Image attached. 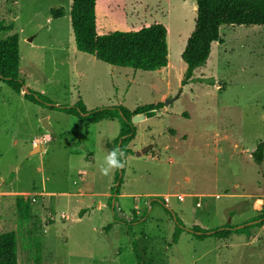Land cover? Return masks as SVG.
<instances>
[{"label":"rangeland","instance_id":"rangeland-1","mask_svg":"<svg viewBox=\"0 0 264 264\" xmlns=\"http://www.w3.org/2000/svg\"><path fill=\"white\" fill-rule=\"evenodd\" d=\"M193 4L97 0L99 35L155 23L168 28V66L157 77L159 71L117 68L77 52L70 1L0 0V24L13 27L0 41L19 36L24 87L56 106L82 97L92 109L163 106L132 118L135 136L119 184L115 167L101 171L117 120L80 124L0 83V234L15 233L17 264H136L132 241L142 264H264V224L225 240L182 233L171 244L175 218L186 228L240 227L260 217L264 205V158L256 164L251 157L264 144V28L220 27L221 42L181 85ZM56 9L62 18L51 17ZM38 137H45V150L32 153ZM16 198L29 201L28 219ZM125 222L134 223L131 232Z\"/></svg>","mask_w":264,"mask_h":264},{"label":"trees","instance_id":"trees-1","mask_svg":"<svg viewBox=\"0 0 264 264\" xmlns=\"http://www.w3.org/2000/svg\"><path fill=\"white\" fill-rule=\"evenodd\" d=\"M67 1L71 3L70 26L78 52L92 56L103 64L133 71L155 72L166 68L168 63L167 30L162 24H151L137 31H114L99 35L95 13L97 0ZM195 6L194 29L181 53V60L186 66L181 85H186L194 71L203 66L210 55L211 44L221 42L220 27L264 28V0H195ZM64 14L63 9L50 11L53 19L62 18ZM11 31H13L12 25L0 24V34ZM18 43L19 38L16 33L0 41V83L7 85L16 95L26 101L50 111L72 116L80 123L94 125L101 121L117 120L119 124L118 137L107 149L108 153L116 152L118 160L123 165L124 159L129 154L128 146L135 136L132 118L154 113L163 107L162 104L138 106L133 110L122 106L86 110L81 101L73 106H56L44 95L28 88V93H24V82L19 78ZM251 155L253 161L260 164L264 158V144L259 143ZM119 168H115V183L119 181L120 184L118 172L121 170ZM119 184L114 188V195L118 194ZM15 205L21 217L28 219L30 216L29 201L16 198ZM262 210L263 213L260 217L253 218L247 223L263 219L262 221L243 228L228 225L212 230L202 229L198 226L186 228L175 218L171 244L175 245L182 233H187L200 242L208 238L225 240L232 235L247 236L251 229L264 224V205ZM123 224L131 232L134 223ZM132 250L136 264H142L135 241L132 242ZM0 264H17L16 235L12 231L0 234Z\"/></svg>","mask_w":264,"mask_h":264},{"label":"crops","instance_id":"crops-1","mask_svg":"<svg viewBox=\"0 0 264 264\" xmlns=\"http://www.w3.org/2000/svg\"><path fill=\"white\" fill-rule=\"evenodd\" d=\"M194 4H193V7L194 8H196V6H195V0H191ZM96 3H97V1H96ZM95 13H96V8H95ZM96 21H97V18H96ZM263 28V27H262ZM166 30H167V38H168V35H169V30H168V28H166ZM12 32V31H11ZM97 33H98V29H97ZM13 34V33H12ZM99 34V33H98ZM18 38H19V36H18ZM31 41H33V40H31ZM75 45V44H74ZM76 49V48H75ZM71 51H72V53L74 52V49H71ZM77 51V50H76ZM78 52V51H77ZM79 53H81V52H79ZM82 54H84V53H82ZM86 55V54H85ZM89 56V55H88ZM92 57V56H91ZM94 58V57H93ZM95 59V58H94ZM96 60V59H95ZM167 66H168V63H167ZM166 66V67H167ZM165 69V68H164ZM161 70H163V69H161ZM167 70V69H166ZM165 70V71H166ZM155 72H157V71H155ZM147 73H151V72H147ZM160 70H159V72H157L156 74V76L158 77V74L160 75ZM91 82L95 85V90L97 91V90H99L100 89V85H99V83H97L96 81H94V79H91ZM26 88V87H25ZM98 92V91H97ZM93 95H94V93H93ZM82 100L83 101H81L82 103H83V105L85 106V108H86V110H93L92 108H88V106H87V104H86V102H85V100L83 99V97H82ZM60 113V112H59ZM63 114V113H62ZM65 115V114H64ZM68 116V115H67ZM46 117V119L48 120V122H49V119H48V116H45ZM74 118V117H73ZM78 121V120H77ZM107 121H112V120H107ZM79 122V121H78ZM101 122H103V121H101ZM101 122H99V123H101ZM80 123V122H79ZM99 123H97V124H99ZM80 124H85V123H80ZM44 138V141H45V143L44 144H42V145H39V146H31V148H32V151H35V150H37V151H39V152H44V150H45V144L47 143L46 142V139H45V137H43ZM104 143H106V145H107V147H108V144H110L108 141H105ZM32 145V144H31ZM255 150V149H254ZM37 151H35V152H37ZM33 153V152H32ZM251 157H252V155H251ZM262 163V162H261ZM79 180L80 181H83L84 180V177L83 176H79ZM40 195H42L43 197H46L43 193H39ZM108 198H109V196H108ZM115 204V203H114ZM134 210V209H133ZM123 216H125L124 214H122ZM61 216H62V218L63 219H66V216H65V214L64 213H62L61 214ZM67 220H68V217H67ZM78 221H79V219H78ZM114 221H118L117 220V218H115V216H114ZM125 223H128V222H125ZM185 226V225H184ZM186 227V226H185ZM199 227V226H198ZM203 229V228H202ZM206 230H212V229H206ZM128 231V230H127ZM233 236V235H232ZM133 242V241H132ZM131 245H132V243H131ZM133 251V250H132Z\"/></svg>","mask_w":264,"mask_h":264},{"label":"clouds","instance_id":"clouds-1","mask_svg":"<svg viewBox=\"0 0 264 264\" xmlns=\"http://www.w3.org/2000/svg\"><path fill=\"white\" fill-rule=\"evenodd\" d=\"M106 164L107 167H104L101 169L102 173L107 174V172L109 171L110 168H119L122 166V164L120 163V161L117 158V154L116 152H111L106 156Z\"/></svg>","mask_w":264,"mask_h":264},{"label":"water","instance_id":"water-1","mask_svg":"<svg viewBox=\"0 0 264 264\" xmlns=\"http://www.w3.org/2000/svg\"><path fill=\"white\" fill-rule=\"evenodd\" d=\"M23 91H24V93H28L27 88H25V87L23 88ZM152 113H153V112H152ZM152 113H147V114H145V115L152 114ZM42 128L45 129V130H47V131H50L49 125L47 124V121H46V120H43V121H42ZM146 150H147V148L141 150V153H144ZM35 151H37V150H35ZM35 151H32V152H35ZM136 155H139V154H136ZM120 169H121V167L119 168V170H120ZM262 220H263V219H261V220H257V221H255V222H251V223H248V224H246V225H244V226H240V227H237V228H243V227L249 226V225H251V224H253V223H258V222H260V221H262Z\"/></svg>","mask_w":264,"mask_h":264},{"label":"built area","instance_id":"built-area-1","mask_svg":"<svg viewBox=\"0 0 264 264\" xmlns=\"http://www.w3.org/2000/svg\"><path fill=\"white\" fill-rule=\"evenodd\" d=\"M44 143H45V141H44V138L43 137L35 138V140H33L31 142L32 146H39V145H42ZM178 199H180V198H178Z\"/></svg>","mask_w":264,"mask_h":264}]
</instances>
